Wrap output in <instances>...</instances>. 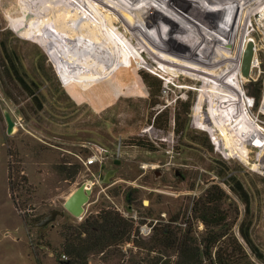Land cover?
Segmentation results:
<instances>
[{
  "label": "rangeland",
  "instance_id": "rangeland-1",
  "mask_svg": "<svg viewBox=\"0 0 264 264\" xmlns=\"http://www.w3.org/2000/svg\"><path fill=\"white\" fill-rule=\"evenodd\" d=\"M19 1L0 0V17L16 36L8 35L7 40L16 43L23 70L38 82L39 89L35 101L21 88L14 89L18 101L13 103L0 85V264H35L36 259L41 264H58L55 252L61 249L63 226L79 223L107 208L132 222L133 233L129 241L92 254L88 264H175L179 260L176 249L151 250L149 239L156 230L167 226L171 233L185 234L193 246L201 247L211 227L198 219L193 206L205 194L226 217L225 225L214 230L234 234L248 250L239 233L243 224L264 248L263 126L252 122L241 104H235L237 62L234 55L231 59L232 52L224 50L228 60H221L222 67L217 65L219 60H214V70L212 56L206 59L198 55L203 52L198 42L225 39L214 33L218 21L215 15L229 13L231 6L225 11L212 8L204 14L197 0L172 2L183 4V9H174L170 4L154 5L152 1L151 11L136 10L142 22L128 30L132 19L121 0H69L62 17L82 38L92 40L111 23L119 32L129 31L123 37L125 41L120 39L118 43L131 39L129 43L133 45L119 58V70L114 75L107 77L102 72L109 65L105 60L102 69L97 70L101 79L83 89L76 84L64 85L49 53L36 41L16 33L9 19L21 15ZM128 1L133 5V0H127V5ZM245 11L241 9L242 14ZM257 12L255 19L252 17L254 31L241 26L244 34L255 40L258 62L247 77L243 76V89L246 95L255 97L257 104L252 110L264 121L258 106L264 93V20L258 19L261 14ZM228 24L222 26L227 28ZM192 26L198 32L194 38L188 35ZM59 48L71 60L77 57L65 44ZM42 64L44 70L40 68ZM227 68L230 73L225 75ZM159 82L160 90L156 87ZM224 86L232 92L230 97L221 95ZM199 88L202 91L198 103L204 99L209 102V116L204 119L199 118V104L193 109ZM217 99L228 101L222 104ZM5 111L15 121L11 133L6 130ZM159 111H164L161 121L167 114L166 130L153 125ZM176 115L184 123L177 135L173 130ZM136 138L149 141L152 149L129 142ZM216 146L243 156L247 163L226 157ZM92 157L94 161L87 163ZM9 161L18 165L28 179L27 184L19 182L15 191L28 221L21 218L11 200ZM74 165L78 166L75 177L65 178L66 171ZM60 167L65 168L64 173ZM231 178L245 189L248 210L233 191ZM81 184L89 186L91 192L82 216L77 217L65 209L64 202ZM54 210L59 213L53 220L37 225L38 219ZM141 224L151 228L149 235H140ZM208 262L201 258V264ZM247 264L261 263L251 255Z\"/></svg>",
  "mask_w": 264,
  "mask_h": 264
},
{
  "label": "trees",
  "instance_id": "trees-1",
  "mask_svg": "<svg viewBox=\"0 0 264 264\" xmlns=\"http://www.w3.org/2000/svg\"><path fill=\"white\" fill-rule=\"evenodd\" d=\"M8 35H13L10 29L5 27L0 17V85L5 94L13 103H17L14 89H22L31 100L38 99L36 90L39 89L38 82L34 78H29L25 70H23V61L21 54L15 42L8 41ZM16 38V36H14ZM45 60V56H43ZM37 67V66H36ZM45 69V64L40 67ZM49 80L51 73L49 72ZM145 80L147 79L144 76ZM160 90V82L156 85ZM164 111L155 114L153 125L166 130L169 125L167 114L163 121L160 120ZM184 127L179 115L175 116L174 133L179 134ZM134 145L143 148L152 149L151 144L147 140L136 138L129 141ZM62 173L65 172L64 167H60ZM78 172V166L74 165L72 170H67L64 174L65 178H73ZM220 175L223 172L219 173ZM8 188L11 200L15 209L19 212L21 218L28 221L23 214L24 207L19 203L15 191L19 182L28 183L26 175L21 171L18 165L8 162ZM233 182V191L239 196L249 209L248 195L235 178H231ZM212 200L208 194H205L193 206V212L197 213L198 219L208 228L207 235L203 238L201 247L193 246L190 237L180 233H171L169 227H163L155 231L149 239V249L154 250L161 248H174L179 253V260L175 264H201V258L206 259L208 264H247L252 255L255 259L264 264V248L259 246L252 238L248 226L241 224L239 233L248 250H246L234 234H228L223 230H214V227L225 225L226 217L221 215L218 207H213ZM212 204V205H211ZM213 227V228H212ZM133 231V223L123 217L117 210L107 208L101 209L96 214H91L76 224H66L61 231L62 243L61 249L55 252V258L58 264H88V259L92 254L101 253L113 248L125 241H129ZM224 237V238H223ZM223 238V239H222ZM226 239V240H225ZM65 256L66 258H62ZM35 259V258H34ZM35 264H41L36 259Z\"/></svg>",
  "mask_w": 264,
  "mask_h": 264
},
{
  "label": "bare ground",
  "instance_id": "bare-ground-1",
  "mask_svg": "<svg viewBox=\"0 0 264 264\" xmlns=\"http://www.w3.org/2000/svg\"><path fill=\"white\" fill-rule=\"evenodd\" d=\"M252 1L253 2L243 4L241 3V1L239 2L238 0H197L198 5L200 6V9L202 12H204V14L206 13V11H209L212 8H217L218 10L225 11L226 9H228V6H231L229 9L231 11L229 13H218V15H215V18H217L218 21H216L217 25L214 28V33L223 36L225 39H220L218 37V39L209 40L207 43L198 42V48L203 47V52L200 54L198 53V55H204L205 58L206 56H212L213 66L211 68H213L214 70L216 60H219L217 62V65L219 66L223 64L221 60H228L229 56L227 53H225L224 50H226L228 53L232 52L231 59L234 55L233 59L235 63L237 62L235 80L238 83V92L236 93L238 94V96L236 98L235 104H241V109L243 108L244 114H246L252 122L258 124L255 119L251 116V114H249V110L247 109V99L245 97L246 92L243 89V80H246V78L243 77L241 73V62L243 52L246 48L245 46L248 41L253 40L252 38H248L247 35L244 34L243 28L241 26L244 25L245 27V24L252 13L258 10H261L262 13L264 12V0ZM19 2L21 4L20 6L22 12L21 15H18V17H16V19H9L11 26L13 28H17L16 33L18 35L36 41L43 47V49H45V51H47V53H49L52 61L54 62V65L57 68V71L59 72L63 80V84L68 87L73 84H76L81 88L85 89L88 88V86L92 85V83H94L98 79H101V77L98 78V76H100V71L97 72V70L101 68L100 66L105 60H109V65H106L102 72L104 73L105 71V75L107 77L111 76V74L114 75V73L119 70V58L132 50L133 45H130L129 43L131 39H129L126 43H118H121L122 40L120 39H123V37L127 36V32L129 31L119 32L111 23H109V26L99 32L92 40L82 38L78 34V32L75 31V29L70 25V23L62 17V9H64V6L69 5L71 3V1L69 2V0L68 2L67 0H20ZM121 2L124 6L128 8L127 11L130 12L129 14L131 15L132 22L130 25H128V30L130 28H133L137 24L139 26V23L142 22V18H140V15L137 14L138 12L136 10L138 9L139 12H142L147 8L148 10H150L151 2L154 3V5L164 4L167 7L170 4L173 6L174 9H183V4L172 3L174 2V0H133V5L129 4L130 1H128L127 5V0H121ZM51 6H56L58 8L53 9L51 8ZM244 8L246 11L244 14H242L241 9ZM232 14H234L233 18L230 16ZM225 22L229 23L227 28L225 26H222V24ZM196 29L197 28H193V26L189 29L188 35L190 38H194L198 35ZM124 41L125 39H123V42ZM60 44H65L71 50L76 52L77 57L71 60L67 56L65 50L59 48ZM254 61L255 60L253 57L251 67H253ZM224 72L225 75L230 73L229 68H227V70H225ZM195 80L201 81L199 78ZM224 87L225 90L221 95H227L228 97H230L229 93L232 92L227 86ZM198 91L199 92L194 103L193 109L194 107H196L197 104H199L198 115L199 118L204 119L209 116V102L205 101L204 99L201 103H198L199 93L202 91L201 88H199ZM217 100L218 103L222 104L228 101H223L220 99ZM203 105H206V109H203ZM260 128L261 133L264 135V130L261 126ZM210 136L213 140V143L216 145V142L214 141L211 134ZM216 148L220 150V152H222L226 157H236L244 162L247 161V159H245L241 155L224 152L220 146H216ZM254 166H256V164H253V167Z\"/></svg>",
  "mask_w": 264,
  "mask_h": 264
},
{
  "label": "water",
  "instance_id": "water-1",
  "mask_svg": "<svg viewBox=\"0 0 264 264\" xmlns=\"http://www.w3.org/2000/svg\"><path fill=\"white\" fill-rule=\"evenodd\" d=\"M253 42L249 41L246 45V48L243 52L242 62H241V73L243 76H248L251 68V61L254 54ZM4 117L7 123V133H11L14 130L15 121L12 119L9 111L4 112ZM91 189L86 184H81L78 186L65 200L64 207L70 212L72 215L81 217L84 211V204L88 202L89 194ZM59 213V211L54 210L49 214L41 217L37 220L38 226H44L51 220L55 218V216Z\"/></svg>",
  "mask_w": 264,
  "mask_h": 264
},
{
  "label": "built area",
  "instance_id": "built-area-1",
  "mask_svg": "<svg viewBox=\"0 0 264 264\" xmlns=\"http://www.w3.org/2000/svg\"><path fill=\"white\" fill-rule=\"evenodd\" d=\"M260 11V14L261 15H259V17H258V19L259 20H264V12L262 13L261 12V10H259ZM257 12V11H256ZM256 12H254V13H252L251 14V16L249 17V19L247 20V22H246V24H245V27H246V29L248 28V30H250L249 32H252V31H254V29H253V27H254V23L252 22V17L254 18L255 17V15L258 13H256ZM232 18L234 17V14H232V15H230ZM255 19V18H254ZM244 22V21H243ZM243 27H244V25H242ZM262 27H263V29H262V32H263V34H264V25H262ZM253 43H255V40L253 39V40H251ZM249 42V41H248ZM247 45V44H246ZM254 54H255V50H256V46H255V44H254ZM253 54V57H254V62H253V66L256 64L257 65V58H256V56ZM253 57H252V60H253ZM251 65H252V61H251ZM245 97H246V99H247V105L246 106H248L247 107V109L249 110V114H251V116L255 119V121L257 122V123H261L262 124V129L264 130V121H262V120H260L258 117H257V115H255L254 114V112H253V107L255 106V104H257V102H256V100H255V97H250L249 95H246L245 94ZM204 106V105H203ZM259 106V112L262 114V115H264V93H263V96H262V98H261V101H260V104L258 105ZM263 107V108H262ZM259 148V147H258ZM94 161V158L92 157V158H89L88 159V161H87V163H92ZM150 231H151V228H149V226L147 227V224H141L140 226H139V233H140V235H142V236H147V235H149L150 234ZM63 257H65V256H63Z\"/></svg>",
  "mask_w": 264,
  "mask_h": 264
}]
</instances>
